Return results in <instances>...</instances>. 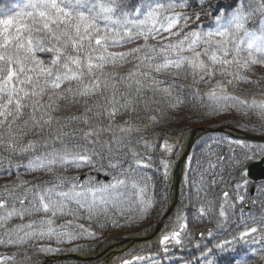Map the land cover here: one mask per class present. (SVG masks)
Instances as JSON below:
<instances>
[{
    "label": "trees",
    "instance_id": "16d2710c",
    "mask_svg": "<svg viewBox=\"0 0 264 264\" xmlns=\"http://www.w3.org/2000/svg\"><path fill=\"white\" fill-rule=\"evenodd\" d=\"M25 2L0 0V16L20 11ZM124 2L128 5L123 9L127 13L134 14V9L141 5L145 11L148 10L145 0ZM155 2L164 5L159 22L163 23L165 17L180 14L177 26L182 25L184 31L181 30L178 36L171 35L162 44H158L159 40L164 39L167 32L162 31L155 39L150 37L147 44L155 40L148 45L156 49L175 44L189 32L215 33L216 17L229 18L241 7V0H154L153 7ZM243 3L251 6L248 19L244 22V29L232 34L237 41L246 42L245 31L256 32L257 35L264 33V15L260 12L261 0H243ZM251 9L256 10L254 14H251ZM213 39L219 37L214 36ZM142 41L141 38L113 45L108 51L112 52V47L131 44L136 45L129 50L141 47L145 44ZM138 42L141 45L137 46ZM205 47L207 45L201 41L195 50L201 51ZM146 51L115 64L108 63L96 72V75L104 73L103 80L109 85L105 94L109 97L115 92L116 100L121 104L125 100H139L127 111L121 109L113 120L107 117L106 112L101 114L100 105L104 97L60 95L75 86L64 84L60 89H46L41 97H33L40 105L47 106L35 113V120L45 123L34 126L29 107L15 123L9 116L8 123L0 126V134H3V143L0 144L2 198L7 199L9 192L21 195L25 188L34 185L50 187L60 183L59 178L93 188L115 184L117 180L124 181L116 188H107L102 195L97 194L96 204L91 210L88 205L93 198L89 195L84 208L71 203L64 215L52 217L50 213L40 212L22 220L16 216L7 220L4 227H0V239H7V231L20 224L48 218L53 223L51 235L26 238L15 246L0 243L4 264H43L48 257V264H124L125 261L129 264H264V181L254 182L248 175H241L252 161L264 156V144L246 139L239 132L198 130L182 170L177 203L158 234L150 240L116 246L124 238L144 237L154 232L175 200L176 166L195 128L225 125L242 132L264 134V112L260 107L264 105V56L253 53L261 61L252 64L251 68L256 66L254 69L238 70L240 65L233 64L227 67L229 77H219L217 72L221 68L217 66L216 75L202 81L200 73L194 76L191 68L181 70L177 75L171 68L157 73L150 67H141V64L162 62L160 56L150 61L139 59ZM184 55L191 56L192 53L185 52ZM241 55L246 58L247 52ZM38 59L47 65L52 56L39 54ZM201 59L211 66L207 57L202 56ZM141 72H147L148 76L138 75ZM239 76L245 79L239 80ZM135 80H140L141 85H136ZM228 80L232 83L227 84ZM137 87L140 89L138 93L135 91ZM85 119L88 124L84 123ZM25 121H28L27 127L19 128ZM9 124L18 129L12 133L15 137L12 142L17 146L15 151L8 147ZM109 124L112 125L111 131L88 137L87 144L83 139H72L82 138L90 128H107ZM127 126L139 131L121 133L120 128ZM29 141L35 142V150L22 152L20 149ZM236 142L248 145L246 151L252 159L233 170L229 158L237 151ZM165 143L170 146V151L163 147ZM65 145L72 154H86L80 151L81 146L95 150L97 154L92 157L93 163L80 167L57 164L51 172L29 167V162L35 157L45 156ZM117 161L118 167H109L110 162ZM137 161H140L139 166ZM162 162L168 165L166 174ZM22 182L26 184L22 185ZM237 184L243 186L236 189ZM60 190L66 191L67 187ZM224 192L229 193L227 201L223 198ZM239 196L244 197L243 202L237 199ZM28 198L32 199V196ZM101 199L104 203H100ZM13 205L19 207L13 202L8 209H0V216ZM221 205H224L225 217L219 215ZM201 207L205 209L204 215L200 214ZM69 209L71 214H68ZM185 222L187 227L180 232L179 244L175 240L161 243L163 236L179 231V225ZM250 227H256L258 231L242 240H233ZM34 228L38 230L40 226L35 225ZM43 230L47 232L48 226ZM16 235L13 232L12 238L15 239ZM224 241H232L226 250L215 248ZM210 248L213 253L208 256ZM72 254L85 259L73 258ZM136 257L143 259L134 260Z\"/></svg>",
    "mask_w": 264,
    "mask_h": 264
},
{
    "label": "snow or ice",
    "instance_id": "6c2138e0",
    "mask_svg": "<svg viewBox=\"0 0 264 264\" xmlns=\"http://www.w3.org/2000/svg\"><path fill=\"white\" fill-rule=\"evenodd\" d=\"M153 3L154 0H145L148 10L145 11L144 5H141L135 8L134 14H132L123 10L128 6L124 0H26L20 11L12 15L0 16V126L8 123L7 117L9 116L13 117L12 123H15L29 107L32 109L30 119L34 126L37 123H45V121H36L35 113L39 108L47 106L40 105L39 101L33 97H41L45 94L46 89H60L64 84L75 86L67 88L60 95L72 94L81 97L100 95L104 97L103 103L100 105L101 114L106 112L107 117L113 120L121 109L127 111L130 106L138 104L139 100L134 98L125 100L121 104L116 100L115 92L109 97L105 94V89L109 85L106 80H103L104 73L101 72L100 75H96V72L103 69L108 63L115 64L117 61H122L145 49L147 51L143 57H138L139 59L150 61L160 56L162 62L141 64V67H150L157 73L171 68L176 70L177 75L180 74L181 70L191 68L194 76L200 73L202 81L206 77H214L217 66H220L222 72L226 73L227 67L233 64H239L241 68L248 69L250 65L261 62L254 57L253 53L264 56V33L257 35L256 32L245 31L246 42L237 41L232 34L244 29V22L249 16L248 9L251 6L244 4L243 0H241V7L231 17H216L217 30L215 33L189 32L175 44L169 43L159 49L149 46L147 41L150 37L155 39L162 31L169 32L170 35H179V32H172V29L177 26L180 14L165 17L164 22L160 23V11L164 5L155 2V7H153ZM255 11V9H251V14H254ZM260 12L261 15H264V0H261ZM197 18H199L198 15ZM214 36L219 37V39L214 40ZM141 38L145 41L141 47L123 53L108 51L110 46ZM186 41L188 43L185 47ZM201 41L207 47L201 51H196L195 49ZM242 44L246 46L242 48ZM244 51L247 52L246 58L241 55ZM185 52H191L192 55H184ZM39 54H49L52 59L45 65L43 60L38 59ZM202 56L207 57L211 66L201 59ZM230 56L231 59H229ZM138 75L146 77L148 73L141 72ZM244 79L245 77L239 76V80ZM134 83L141 85L140 80H135ZM231 83V80L227 81V84ZM139 90V87L135 89L137 93ZM123 95L121 94L122 97ZM260 107L264 112V105ZM84 123L88 124L89 121L85 119ZM127 124L128 122L125 121V125ZM27 125L28 121H25L19 128H26ZM111 129V124L107 128H90L83 133L82 138L72 137V139H83L84 143L87 144L88 137L99 136L100 132L111 131ZM17 130L9 124L8 147L13 151L17 146L12 142L15 139L12 133ZM134 130L139 131V129H133L130 126L120 128L121 133H130ZM96 142L93 141V143ZM2 143L3 134H0V144ZM163 147L168 151L171 150L167 143ZM35 148V142L29 141L20 150L28 152L35 150ZM247 148V144L236 142L237 151H234L233 156L229 158L233 170H238L252 159L246 151ZM80 151L86 154H72V151L65 145L45 156L35 157L29 162V167L47 169L51 172L57 164L76 167L92 164V157L97 154L95 150L81 146ZM260 162L264 163V159H261ZM162 164L166 174L168 165L166 162H162ZM139 165L140 161H137V166ZM118 166L119 161L109 163V167L116 168ZM241 175H251V166L246 168ZM59 179L60 183L51 184L50 187L41 188L34 185L32 188H25L21 195H13L9 192L7 199L0 197V209H8L13 202L19 205V207L13 205L3 216H0V227H4L6 221L14 216L22 220L25 216L40 212L45 215L50 213L52 217L58 214L64 215L71 203H75L78 208L82 209L85 207L89 195L93 198L91 204L88 205L89 210H91L96 204L97 194L102 195L107 188H116L124 183L122 180H117L115 184L93 188L84 187L63 178ZM23 184L26 182H22ZM65 186L67 187L66 191L60 190ZM242 186L237 184L235 188L239 189ZM78 188L79 190H77ZM29 195L32 196V199L28 198ZM228 196V192L223 193L225 201H227ZM237 199L243 202L244 197L239 196ZM100 203H104L103 199ZM199 211L201 215L205 214L203 207ZM68 214H71L70 209ZM219 215L225 217L224 205H221ZM52 223L53 220L48 218L17 225L7 231L8 238L0 239V243L15 246L22 243L26 238L51 235L50 226ZM35 225H39L40 228L35 229ZM44 226H48L47 232L43 230ZM186 227V222L179 225L180 230L171 235L163 236L161 243L175 240L179 244L180 232ZM26 228L33 229V231H24ZM257 231L256 227L247 228L238 237H233V240H242ZM13 232L17 233L15 239L12 238ZM231 242L224 241L215 245V248L221 251L226 250L227 245ZM212 253L213 249H208L207 255L210 256ZM140 259L143 258H134V260ZM4 261L5 257L0 256V264H4ZM124 264H129V262L125 261Z\"/></svg>",
    "mask_w": 264,
    "mask_h": 264
},
{
    "label": "water",
    "instance_id": "95a60500",
    "mask_svg": "<svg viewBox=\"0 0 264 264\" xmlns=\"http://www.w3.org/2000/svg\"><path fill=\"white\" fill-rule=\"evenodd\" d=\"M198 130H202V131H207V132H229L231 134H234V132H239L243 135V137H245L246 139H249V140H253V141H257V142H261V143H264V134H251V133H247V132H242L238 129H234V128H231L229 126H220V127H217V128H205V127H200V128H195L191 134V137L188 141V144H187V147L182 155V157L180 158V160L178 161L177 163V166H176V192H175V200L173 202V204H171V206L169 207L168 211L166 212V214L164 215V217L158 222L157 224V227L156 229L154 230L153 233L147 235V236H144V237H136V238H133L132 240L134 241H138V240H141V239H144V240H149V239H152L153 237L156 236V234H158V232L160 231V229L162 228L163 224H164V221L165 219L171 214V212L173 211L175 205H176V202H177V198H178V192H179V185H180V179H181V176H182V169H183V165L186 161V159L188 158L192 148H193V145L196 141V133ZM261 159H264V156L261 157L260 159L258 160H255V161H252L249 165L251 166V175H248V177L253 180V181H260V180H264V163H261ZM50 258L47 259V261L49 260ZM46 261V262H47Z\"/></svg>",
    "mask_w": 264,
    "mask_h": 264
},
{
    "label": "rangeland",
    "instance_id": "374dc122",
    "mask_svg": "<svg viewBox=\"0 0 264 264\" xmlns=\"http://www.w3.org/2000/svg\"><path fill=\"white\" fill-rule=\"evenodd\" d=\"M185 23H188V21H186ZM182 25H179V26H177L176 28H174L173 30H172V32H179V34H180V31L182 30L183 31V28L181 27ZM183 33H184V31H183ZM175 36V35H174ZM178 36V35H177ZM169 37H172L171 35H170V33L169 32H167L166 33V35H164V39H162V40H159V43L158 44H162V43H165V41H166V39H169ZM166 38V39H165ZM142 42H144V41H142ZM155 42V40H151L148 44H150V43H154ZM136 44H131V45H128V46H124V47H112V48H110V50L112 51V52H119V51H122V52H124V51H127V50H129V48H133L134 46H135ZM138 45H141V43H137V46ZM251 66L252 65H250V68H251ZM256 67V66H255ZM255 67H253V68H251V69H254ZM238 70H242L243 68H241V67H239V68H237ZM244 71H245V69H244ZM246 71H247V69H246ZM229 71H227L226 73H224V72H222V70H220V72H217V73H219L218 75H219V77H221L220 75H222V76H227V77H229V73H228ZM262 144H264V143H262ZM264 148V147H263ZM256 160H258V159H256ZM255 161V160H254ZM183 168H184V165H183ZM183 170V169H182ZM181 180V179H180ZM177 203V202H176ZM173 204V203H172ZM139 238H141V237H139ZM154 238V237H153ZM150 240V239H149ZM130 241H132V242H142V241H146V240H144V239H141V240H138V241H134V240H132V238H130V237H127V238H124V239H122L120 242H117L116 243V246H120V245H122V244H124V243H126V242H130ZM63 257H65V256H60V258H63ZM72 257L73 258H79V259H85L84 257H82V256H80L79 254H72ZM48 258H50V257H48ZM47 258V259H48ZM91 258H93V257H91ZM47 259H46V261H47ZM50 260V259H49ZM49 260L46 262H44L43 264H48V262H49Z\"/></svg>",
    "mask_w": 264,
    "mask_h": 264
}]
</instances>
